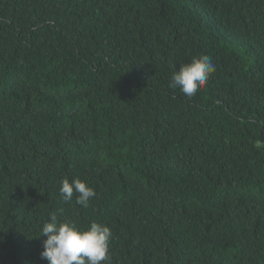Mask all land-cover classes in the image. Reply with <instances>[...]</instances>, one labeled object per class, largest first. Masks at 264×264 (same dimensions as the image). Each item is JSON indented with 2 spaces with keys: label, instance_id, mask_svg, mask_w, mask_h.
I'll return each instance as SVG.
<instances>
[{
  "label": "trees",
  "instance_id": "1",
  "mask_svg": "<svg viewBox=\"0 0 264 264\" xmlns=\"http://www.w3.org/2000/svg\"><path fill=\"white\" fill-rule=\"evenodd\" d=\"M51 213L106 264H264V0H0V264H49Z\"/></svg>",
  "mask_w": 264,
  "mask_h": 264
},
{
  "label": "clouds",
  "instance_id": "2",
  "mask_svg": "<svg viewBox=\"0 0 264 264\" xmlns=\"http://www.w3.org/2000/svg\"><path fill=\"white\" fill-rule=\"evenodd\" d=\"M215 70L211 57H194L171 75L170 87L179 88L185 96L194 97ZM60 194L65 202L72 201L76 195V203L84 207L96 195L85 181L75 179L70 182L68 178L61 181ZM41 231V236L47 237L41 257L49 264H106L109 260L112 230L106 224L93 222L82 228L73 221L61 222L55 213H51L49 222L42 226Z\"/></svg>",
  "mask_w": 264,
  "mask_h": 264
}]
</instances>
